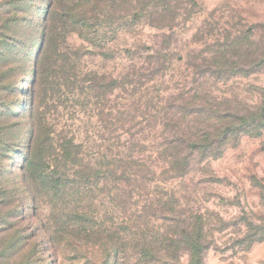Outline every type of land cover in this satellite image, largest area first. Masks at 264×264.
Masks as SVG:
<instances>
[{
    "label": "rangeland",
    "instance_id": "374dc122",
    "mask_svg": "<svg viewBox=\"0 0 264 264\" xmlns=\"http://www.w3.org/2000/svg\"><path fill=\"white\" fill-rule=\"evenodd\" d=\"M78 19L80 23L72 24L60 38L64 41L60 49H80L82 74L93 70L119 78L126 68L144 62L147 48L164 46L176 57L164 77L172 84L169 93L182 87L185 68L200 61L193 58L196 54L209 58L219 53L216 65L243 69L214 82L203 80V85L235 110H247L252 117L263 114L260 134L251 127L220 157L193 162L186 176L169 180L178 202L171 217L189 225L194 242L190 245L186 236L175 233L173 245L147 264H264V252L249 254L264 235V0H0V264L96 262L94 257L102 252L99 243L106 242L107 234L91 229L95 233H86L79 241L66 240V224L63 232L51 233L54 212L70 226L115 228L111 240L120 239L118 264H142L137 261L135 238L144 223L149 221L148 226L156 229L172 223L157 215L147 217L146 191H138L134 180H123L118 165L104 160L115 157L116 139L106 140L102 122L92 118L95 107L78 106L73 113L68 105L75 95L59 104L54 95L40 110L59 112L83 137L89 134L86 154L107 155L99 166L103 175L99 172V178L89 181L92 199L77 188L78 178L68 175L70 189H65L62 200L43 203L37 182L25 178L31 134L29 88L39 47L43 42L42 61L51 52L47 45L52 26ZM82 23L88 40L70 31ZM187 82L188 87L191 79ZM108 262L113 264V257Z\"/></svg>",
    "mask_w": 264,
    "mask_h": 264
},
{
    "label": "trees",
    "instance_id": "16d2710c",
    "mask_svg": "<svg viewBox=\"0 0 264 264\" xmlns=\"http://www.w3.org/2000/svg\"><path fill=\"white\" fill-rule=\"evenodd\" d=\"M80 21L64 20L59 27L52 26L47 45L51 52L42 61L39 57L43 42L39 47L29 88L31 134L25 158V164L28 165L25 178L37 182L36 190L44 196L43 203L45 199L54 202L62 200L65 189H70L66 185L68 175L78 178L77 188L82 195L92 199L90 193L93 190L89 181L99 178V172L103 175L99 166H102L101 158L107 155L100 152L86 154L85 142L91 137L89 134L85 133L83 137L82 131L74 124H69L68 118L59 112L51 113L47 107L46 110L40 109L54 95L55 100L59 99L58 104L59 101H67L71 95L77 96L72 99L73 104L68 105L73 107V113L78 111V106L82 108L90 104L95 107L92 118L102 122L104 131L108 133L106 140L115 138L117 141L115 157L104 160L118 165L121 169L119 176L123 180H134L138 191H146L144 210L148 212V218L157 215L174 224L161 225L158 230L149 227V221L144 223L145 229L135 238V252L139 256L138 263L147 264L151 258H158L161 250L166 252L168 246L173 245L175 233L186 236L190 245L194 242L189 225L184 227L182 220L171 217L177 211L178 202L170 189L169 180L186 176L193 162H208L220 157L226 146L235 145L241 136L249 134L251 127L254 134H260L263 114L259 112L252 117L247 110H235L227 102L217 101L203 85V80L214 82L226 74L243 72L242 68L231 65H216L215 59L219 53L209 58L205 54L193 55L196 62L200 61L194 63L193 67L185 68L181 77L184 83L175 93H169L172 84L170 80H164L167 68L176 59L166 46L153 51L147 48L144 62L140 66L134 64L126 68L119 78L98 74L93 70L82 74L78 71L80 49H60L64 43L60 41L62 35L72 24ZM79 27L69 30L76 31L80 37L88 40L84 24ZM187 78L191 79L188 87ZM82 93L86 95L82 97ZM40 165L43 169H40ZM148 193L152 197L149 198ZM53 217L57 220L50 219L54 225L51 233H61L66 229V240L73 237L79 241L84 234L96 231L106 233V242L99 243L102 252L96 254L93 264H109L112 257L113 264H118L120 239H115V242L111 240L112 234L117 233L115 228L70 226L61 221L63 215L56 217L54 212ZM64 224L65 229H61ZM173 226L177 232L171 230ZM263 239L264 235L256 241ZM54 245L56 250L60 247L58 241Z\"/></svg>",
    "mask_w": 264,
    "mask_h": 264
},
{
    "label": "crops",
    "instance_id": "0c3cea01",
    "mask_svg": "<svg viewBox=\"0 0 264 264\" xmlns=\"http://www.w3.org/2000/svg\"><path fill=\"white\" fill-rule=\"evenodd\" d=\"M252 251V252H251ZM253 251H257L258 253H261V252H264V239L262 241H258L256 243H254L251 248H250V252L249 254L252 255H257L255 254L256 252H253ZM253 255V256H254Z\"/></svg>",
    "mask_w": 264,
    "mask_h": 264
}]
</instances>
